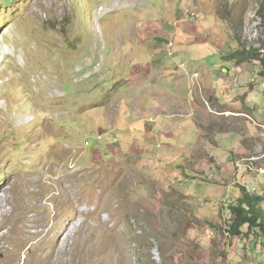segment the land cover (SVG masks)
<instances>
[{"label":"rangeland","instance_id":"rangeland-1","mask_svg":"<svg viewBox=\"0 0 264 264\" xmlns=\"http://www.w3.org/2000/svg\"><path fill=\"white\" fill-rule=\"evenodd\" d=\"M263 49L264 0H0V264H264L258 228L228 231L234 193L264 208V79L249 55ZM168 68L213 153L243 136L233 157L252 181L189 182L146 141ZM242 100L254 110L231 107ZM235 242L260 260L238 262Z\"/></svg>","mask_w":264,"mask_h":264},{"label":"crops","instance_id":"crops-1","mask_svg":"<svg viewBox=\"0 0 264 264\" xmlns=\"http://www.w3.org/2000/svg\"><path fill=\"white\" fill-rule=\"evenodd\" d=\"M168 69L172 71L168 72L167 70H164L160 72V75L161 78L167 79L170 82H167V85L163 84L161 86L162 88H157L158 96L156 97V100L150 99L149 103L151 104V106L148 107L147 111L145 109V117H143L144 127L141 129V131L142 135L146 137V141L155 140L156 137L158 139H162L160 140L161 150L159 151L161 153V156L164 158H168L169 160L177 159L176 168H178L180 171H183L182 174L190 179L189 182H200V180L196 181L197 179L194 180L193 178H195L196 174L203 172L206 176L208 175V178H213V181L219 182L218 186H220L222 182H224L225 185L227 184L226 186H224L226 190L230 189L231 186H235L236 184L243 187L239 183L240 178H242L241 180L246 179L252 181V177L245 172V165L238 160V157H233V155H242L246 150H248L242 143L243 136L237 132L224 133L232 140L230 149H227V153L224 156L213 153L210 147H212L213 149H218L220 148V143H218L216 139L214 140V143H211L203 137L200 127L201 125L197 123L195 119V113L201 110L200 106H197L196 103L192 101L183 100L174 91L172 92L168 89V85L170 84L177 86L176 83L173 82H177V79L179 78L178 68ZM204 70V76L207 75L205 77V79H207L210 75L209 70L206 68ZM205 79L202 81L203 88L209 89L210 87L206 84ZM239 104L237 105L236 103H233L231 107L239 109V107L241 106L248 111L254 110L252 109L254 107V104L250 103L249 101L245 102V100H242ZM223 105H225V103ZM228 112L230 111H220L221 114ZM244 113L245 112L239 110V117L246 116L244 115ZM251 114L255 116L254 111H252ZM203 115L204 119L206 120V115ZM183 119H188V127L184 126L185 122ZM257 119H260V121L262 122L264 121V116H258ZM254 124L256 125L255 121ZM190 127L192 129H190ZM195 132H197L198 134V137L196 139H194ZM206 147L208 148L205 149ZM145 148L146 151H150V144L145 142ZM173 154L175 155L172 157ZM168 159L166 160V162L168 161ZM246 191L248 193L251 192L250 189ZM255 196L263 199V197H261L259 193H255ZM239 197L241 196L238 193H234V198L231 199L237 200ZM226 199L228 201L230 197L227 195L225 196V200ZM262 243L263 242H260L259 244ZM249 248L252 247H249L244 243L241 244L235 242L232 252L233 254H235L238 262L242 261L243 252H245L244 255L248 259H253L254 261L260 260V255L256 254L254 258V254H252V252H249ZM238 249L240 250V252L238 251ZM243 261L245 262V260Z\"/></svg>","mask_w":264,"mask_h":264},{"label":"trees","instance_id":"trees-1","mask_svg":"<svg viewBox=\"0 0 264 264\" xmlns=\"http://www.w3.org/2000/svg\"><path fill=\"white\" fill-rule=\"evenodd\" d=\"M243 52H240V54ZM249 55L256 57L260 65L259 75L264 79V49L262 53L254 50L253 52H249ZM260 203L261 198L253 197L245 193L236 200L234 205L229 207L233 216L231 224L228 228L231 235H241V229L243 226L247 227V233L251 232L255 228H258L259 231L264 234V210L260 206Z\"/></svg>","mask_w":264,"mask_h":264},{"label":"bare ground","instance_id":"bare-ground-1","mask_svg":"<svg viewBox=\"0 0 264 264\" xmlns=\"http://www.w3.org/2000/svg\"><path fill=\"white\" fill-rule=\"evenodd\" d=\"M56 91V93H58V90H55ZM58 174V173H57ZM53 175V174H52ZM62 175V174H61ZM58 176L60 177V173L58 174ZM54 177V176H53ZM52 178V177H51ZM55 178H56V176H55ZM54 178V179H55ZM62 178L63 179H66V177L64 176H62ZM74 181V180H73ZM69 188H70V186H69ZM61 191H63V190H61ZM68 195V194H67ZM35 209V205L34 204H32L31 206H29L28 207V211L29 210H34ZM30 212V211H29ZM69 216V215H68ZM78 216V215H77ZM63 217V216H62ZM69 220V219H68ZM58 221V220H57ZM77 222V221H76ZM65 223V222H64ZM54 226L55 225H53L50 229H48V230H46V231H44L43 232V235H42V238L43 239H45L46 240V238L52 233V231L54 230ZM68 226H69V224H68ZM71 226V231L70 232H73L74 233V230H76V228L78 227V223H72V225H70ZM79 229V228H78ZM67 230V229H66ZM63 231V230H62ZM68 233V234H66L65 236H64V238L62 239L61 238V235L64 233V232H62V233H60V232H58V235H59V233H60V235H59V237L62 239V241H63V243L65 242V240L67 239H70L69 238V236H71V233ZM88 231H86V233H87ZM110 234V233H109ZM58 235H56V237H58ZM80 235V234H79ZM82 235V234H81ZM99 235V234H98ZM103 236V235H102ZM75 237H76V235H75ZM117 238V237H116ZM72 239V238H71ZM58 240V239H57ZM42 241H44V240H42ZM56 241V240H55ZM59 241V240H58ZM80 241V240H79ZM93 241V240H92ZM71 244V243H70ZM80 244V243H79ZM53 245V244H52ZM62 245V244H61ZM65 245V244H64ZM68 246V245H67ZM81 247V246H80ZM58 248V247H57ZM56 248V249H57ZM66 248V247H65ZM62 249V248H61ZM53 251V250H52ZM65 251V250H64ZM46 252V251H45ZM61 252V251H60ZM53 253V252H52ZM67 253V252H66ZM66 253H65V256H66ZM54 255H55V253H53ZM49 255V254H48ZM47 256V255H46ZM50 256H51V253H50ZM49 256V257H50ZM62 256V255H61ZM53 258H54V256H53ZM60 258V257H59ZM47 260V259H46ZM54 260V259H53ZM55 261L57 262V259H55ZM54 261V262H55ZM48 262V261H47ZM59 262V261H58ZM46 262L43 260V259H38L37 261H35L34 263H32V264H45ZM61 263V262H60ZM59 264V263H58Z\"/></svg>","mask_w":264,"mask_h":264},{"label":"built area","instance_id":"built-area-1","mask_svg":"<svg viewBox=\"0 0 264 264\" xmlns=\"http://www.w3.org/2000/svg\"><path fill=\"white\" fill-rule=\"evenodd\" d=\"M172 46L171 43L169 44V47ZM194 76H197V74H194ZM248 169H251L250 167H248Z\"/></svg>","mask_w":264,"mask_h":264}]
</instances>
